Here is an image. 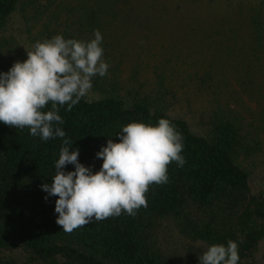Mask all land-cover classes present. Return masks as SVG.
I'll return each mask as SVG.
<instances>
[{
  "label": "trees",
  "instance_id": "1",
  "mask_svg": "<svg viewBox=\"0 0 264 264\" xmlns=\"http://www.w3.org/2000/svg\"><path fill=\"white\" fill-rule=\"evenodd\" d=\"M18 20L34 43L56 34L87 41L96 29L103 36L108 74L94 76L70 111L58 106L81 163L98 170L96 152L123 125L162 117L182 134L186 163L168 165V182L149 185L148 206L134 216L69 233L56 223L58 197L46 200L41 188L55 175L62 138L43 141L0 122V264H199L209 245L229 240L239 264H264V193L252 192L248 167L264 136V0H0V33ZM142 30L172 43L170 88L165 73L151 92L119 80L122 43ZM5 39L3 72L25 60L6 51ZM173 84L203 89L208 105L185 118Z\"/></svg>",
  "mask_w": 264,
  "mask_h": 264
},
{
  "label": "clouds",
  "instance_id": "2",
  "mask_svg": "<svg viewBox=\"0 0 264 264\" xmlns=\"http://www.w3.org/2000/svg\"><path fill=\"white\" fill-rule=\"evenodd\" d=\"M103 36L96 29L90 40L65 38L56 34L25 48L27 58L15 61L8 71H0V122L14 128L27 127L30 135L47 141L62 138L55 175L41 188L55 201L56 223L72 232L93 219L99 221L126 213L134 216L146 208L149 185L166 184L168 165L186 163L183 136L168 118L153 124L131 121L108 138L96 152L102 160L98 170L78 159L79 149L66 138L58 106L67 110L86 97L93 87L92 78L108 74ZM51 104V110L44 109ZM74 170H65L66 165ZM238 244H211L199 264H239Z\"/></svg>",
  "mask_w": 264,
  "mask_h": 264
},
{
  "label": "rangeland",
  "instance_id": "3",
  "mask_svg": "<svg viewBox=\"0 0 264 264\" xmlns=\"http://www.w3.org/2000/svg\"><path fill=\"white\" fill-rule=\"evenodd\" d=\"M146 24V23H145ZM36 31V30H32ZM134 35L128 40L122 43V48H125L120 52L121 64L119 66V80L122 83L132 86V89L151 92L157 88L156 82L160 81L159 76L165 73L167 67L165 54L166 48H169L171 41L159 35L151 36V33L133 32ZM147 34L149 37H145ZM6 37L4 47L9 52H19L21 56L26 59L27 53L25 48H31L34 42L28 38V33L25 30V26L19 20L14 24L13 28L9 32L0 33V38ZM145 38L144 41H140V38ZM16 49H14V48ZM180 50H184L185 46L179 45ZM130 69L133 73H130ZM168 70V69H167ZM164 79L167 88H170L171 75L167 71L165 76H160ZM174 87V92L178 95V99L175 102V109L177 111L182 110L185 118L189 119L192 113L197 110L205 108L208 104L206 102L205 91L203 89L196 88H180L177 84ZM175 101V98L173 99ZM262 142V149L251 158L250 167L251 177L250 186L253 193H264V136L260 135ZM262 246H259L257 256L262 252Z\"/></svg>",
  "mask_w": 264,
  "mask_h": 264
}]
</instances>
